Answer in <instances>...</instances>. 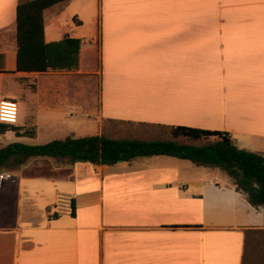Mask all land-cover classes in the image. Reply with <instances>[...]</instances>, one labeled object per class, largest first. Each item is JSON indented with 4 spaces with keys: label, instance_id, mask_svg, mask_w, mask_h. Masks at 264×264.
I'll return each instance as SVG.
<instances>
[{
    "label": "crops",
    "instance_id": "1",
    "mask_svg": "<svg viewBox=\"0 0 264 264\" xmlns=\"http://www.w3.org/2000/svg\"><path fill=\"white\" fill-rule=\"evenodd\" d=\"M19 2L0 0V100L18 102L23 135L0 141L124 138L116 132L134 125L204 143L174 138L182 125L264 154V0L60 2L44 11L46 41L89 45L78 70L46 72L17 71ZM62 159L59 176L8 171L14 212L0 225V264H259L264 207L220 168L169 155L45 160Z\"/></svg>",
    "mask_w": 264,
    "mask_h": 264
},
{
    "label": "trees",
    "instance_id": "2",
    "mask_svg": "<svg viewBox=\"0 0 264 264\" xmlns=\"http://www.w3.org/2000/svg\"><path fill=\"white\" fill-rule=\"evenodd\" d=\"M64 1L68 0H20L17 6V71L79 69L81 53L88 43L71 36L50 42L45 38L44 11ZM9 130L19 136L23 135L12 124L0 125L1 134ZM171 134L174 138L185 136L193 140H204V143L196 145L175 139L144 140L105 135L66 137L44 144L12 142L0 147V167L10 161L22 165L32 157H62L73 162L112 165L137 157L169 155L190 160L199 166L220 168L229 175L236 190L243 193L252 206L264 207L263 153L240 148L230 134L224 131L178 125L171 127ZM72 207V214H75L74 201Z\"/></svg>",
    "mask_w": 264,
    "mask_h": 264
},
{
    "label": "rangeland",
    "instance_id": "3",
    "mask_svg": "<svg viewBox=\"0 0 264 264\" xmlns=\"http://www.w3.org/2000/svg\"><path fill=\"white\" fill-rule=\"evenodd\" d=\"M86 27V26H85ZM93 83V92H95V83ZM92 86V85H91ZM8 98V97H5ZM23 108V107H21ZM117 135L115 137H124V138H140V139H166L170 138V132L166 129H161L159 127H150V126H134V125H126V128H123L122 133L116 132ZM60 136V135H57ZM88 136V135H86ZM13 136L7 135L0 141V147H3L7 144L12 143ZM58 139V137H52L46 132H40L38 137H33V135H26L23 141L27 144H44L51 140ZM64 139V138H61ZM180 142H183V138L178 139ZM193 140V139H191ZM18 141V140H16ZM195 141V140H193ZM193 144V143H192ZM46 157H32L29 158L23 165H19L15 161H10L6 166L0 167L1 172L8 171H24V173H46L51 174L55 173L57 176L63 174L59 170H54L56 167L61 166L63 164V160H45ZM65 165V164H64ZM10 181H14V179H9ZM5 180L2 183L0 182V225L5 224L7 221H10L13 217V204H12V196L14 187L12 184H6ZM8 198V199H7ZM257 239L259 240V244L254 250V259L259 260V264H264V234L258 235Z\"/></svg>",
    "mask_w": 264,
    "mask_h": 264
},
{
    "label": "built area",
    "instance_id": "4",
    "mask_svg": "<svg viewBox=\"0 0 264 264\" xmlns=\"http://www.w3.org/2000/svg\"><path fill=\"white\" fill-rule=\"evenodd\" d=\"M19 116V104L16 100L10 98H2L0 100V125L5 124H16ZM13 179L10 172L0 173V182L5 180Z\"/></svg>",
    "mask_w": 264,
    "mask_h": 264
}]
</instances>
